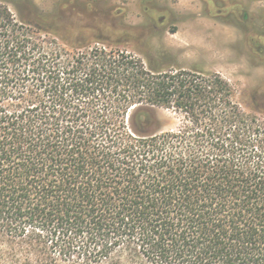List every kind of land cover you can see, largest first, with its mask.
I'll use <instances>...</instances> for the list:
<instances>
[{
  "label": "trees",
  "instance_id": "1",
  "mask_svg": "<svg viewBox=\"0 0 264 264\" xmlns=\"http://www.w3.org/2000/svg\"><path fill=\"white\" fill-rule=\"evenodd\" d=\"M30 9L0 3V264H264V121L232 86Z\"/></svg>",
  "mask_w": 264,
  "mask_h": 264
},
{
  "label": "rangeland",
  "instance_id": "2",
  "mask_svg": "<svg viewBox=\"0 0 264 264\" xmlns=\"http://www.w3.org/2000/svg\"><path fill=\"white\" fill-rule=\"evenodd\" d=\"M0 3L8 5L18 19L25 17L32 21L37 19L30 9L34 6L42 16L58 17L64 28L89 20L83 14L88 11L99 24L96 37L111 43L92 47H106L117 57L120 52L127 53L146 66L152 62L161 70L217 74L232 86L234 99L242 111L264 121V0H0ZM103 21L108 26L100 24ZM44 25L46 30L55 26L50 21ZM148 37L150 48L141 52L133 40L139 39L141 46L146 47ZM45 38L57 37L48 33L43 35ZM57 41L71 49L62 40ZM159 112L164 122L179 123L173 113Z\"/></svg>",
  "mask_w": 264,
  "mask_h": 264
}]
</instances>
